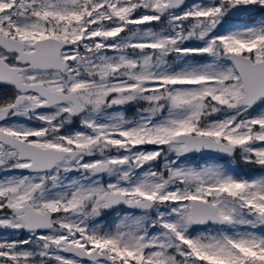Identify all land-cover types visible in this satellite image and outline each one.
Listing matches in <instances>:
<instances>
[{
	"label": "snow or ice",
	"instance_id": "snow-or-ice-1",
	"mask_svg": "<svg viewBox=\"0 0 264 264\" xmlns=\"http://www.w3.org/2000/svg\"><path fill=\"white\" fill-rule=\"evenodd\" d=\"M226 157L264 169V0H0V264H264Z\"/></svg>",
	"mask_w": 264,
	"mask_h": 264
},
{
	"label": "rangeland",
	"instance_id": "rangeland-1",
	"mask_svg": "<svg viewBox=\"0 0 264 264\" xmlns=\"http://www.w3.org/2000/svg\"><path fill=\"white\" fill-rule=\"evenodd\" d=\"M186 2L191 3L192 0H186ZM261 17L257 16L256 20H260ZM130 110H131V114L129 115V117H132L135 113V106H127ZM151 147V146H149ZM191 159L193 160H200L201 157L198 156H191ZM225 161H227V163L235 169V171L243 176H259V175H264V169H261L259 166L257 165H248L245 164L242 160H240L238 157L235 161H232L231 158H225V160H221L220 163H225ZM105 180H107V177H105ZM116 215V213L113 214V217ZM113 217H108L106 216L107 219H109V223L112 221Z\"/></svg>",
	"mask_w": 264,
	"mask_h": 264
},
{
	"label": "flooded vegetation",
	"instance_id": "flooded-vegetation-1",
	"mask_svg": "<svg viewBox=\"0 0 264 264\" xmlns=\"http://www.w3.org/2000/svg\"><path fill=\"white\" fill-rule=\"evenodd\" d=\"M126 114H128V115H130L131 114V110L126 106ZM78 124H79V122L78 121H76L75 123H74V127H78ZM115 212H112V211H108V212H106L105 213V215H104V221L105 222H108L109 221V219H107L106 218V216H108V217H113V214H114ZM11 233H8V232H5V231H3V230H0V236H5V235H10ZM11 235H15V234H11Z\"/></svg>",
	"mask_w": 264,
	"mask_h": 264
},
{
	"label": "water",
	"instance_id": "water-1",
	"mask_svg": "<svg viewBox=\"0 0 264 264\" xmlns=\"http://www.w3.org/2000/svg\"><path fill=\"white\" fill-rule=\"evenodd\" d=\"M216 155H220V154H210V156L207 157V158H213V157L216 156ZM192 156H198V157H201L200 154H194V155H192ZM226 158H228V157H226Z\"/></svg>",
	"mask_w": 264,
	"mask_h": 264
},
{
	"label": "trees",
	"instance_id": "trees-1",
	"mask_svg": "<svg viewBox=\"0 0 264 264\" xmlns=\"http://www.w3.org/2000/svg\"><path fill=\"white\" fill-rule=\"evenodd\" d=\"M128 115V114H127ZM129 116V115H128Z\"/></svg>",
	"mask_w": 264,
	"mask_h": 264
}]
</instances>
